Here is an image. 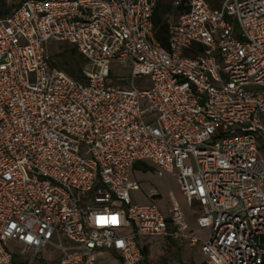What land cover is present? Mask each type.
Instances as JSON below:
<instances>
[{
	"label": "built area",
	"instance_id": "1",
	"mask_svg": "<svg viewBox=\"0 0 264 264\" xmlns=\"http://www.w3.org/2000/svg\"><path fill=\"white\" fill-rule=\"evenodd\" d=\"M159 1L0 0V264H141L148 239L264 264V0H175L167 47ZM53 42L83 81L51 67ZM112 63L129 84L108 83ZM143 162L175 175L206 239L134 203Z\"/></svg>",
	"mask_w": 264,
	"mask_h": 264
},
{
	"label": "rangeland",
	"instance_id": "2",
	"mask_svg": "<svg viewBox=\"0 0 264 264\" xmlns=\"http://www.w3.org/2000/svg\"><path fill=\"white\" fill-rule=\"evenodd\" d=\"M174 2L175 0H161L160 16L165 23L171 22L175 16H173L171 11L163 15L164 5H172ZM206 2L212 8H220L223 0H206ZM236 31H240L238 24H236ZM72 48L74 46L68 43H51L48 47L51 56V67L62 71L67 70L68 72L77 71L83 64V58L74 52ZM93 68V66H89L90 70ZM110 69L109 84L121 85L130 83L131 68L128 65L112 63ZM138 86H140V81H138ZM142 104L144 106L145 101H142ZM143 165L149 167L148 170H145ZM132 181L139 185V190L132 192L134 203L139 205L154 204L158 206L166 217H170L173 212L179 211L192 223L197 219L198 214L188 205L174 174L156 167L151 162H143L136 164ZM197 209L198 207L195 206V210ZM202 234V237L206 239L207 232L202 230ZM11 247L15 248V245L11 244ZM146 249L147 258L142 264H198L203 258L201 249L197 248L192 250L185 248L184 252L179 254L168 239L155 240L152 245L146 246ZM16 253L20 257H26L19 250H16ZM58 257L59 254L55 249H44L39 256L38 263L44 264L47 261L49 264H54ZM97 262L98 264H122L119 258L108 254L98 256Z\"/></svg>",
	"mask_w": 264,
	"mask_h": 264
},
{
	"label": "trees",
	"instance_id": "3",
	"mask_svg": "<svg viewBox=\"0 0 264 264\" xmlns=\"http://www.w3.org/2000/svg\"><path fill=\"white\" fill-rule=\"evenodd\" d=\"M172 6H173V4L172 5H164V9H163L162 14L165 15V14L169 13L170 11L172 12ZM160 7H161V0L158 3V6H157V9L155 12V16H154L155 36H156L157 40L162 44V46L167 47V45H168V30H169L170 23L176 19L179 12L173 13V16H175L173 18V20L171 22L165 23L162 21V18L160 16V14H161ZM72 49L74 50V52L78 53V51L75 47ZM78 55L81 56L79 53H78ZM82 63L83 64L77 69V71L68 72L66 70L65 72H67L70 76H72L78 80L83 81L85 79L83 71H84V68L87 66V62L85 61L84 58L82 59ZM143 167L145 168V170H148V168H149L146 165H143ZM143 252H144V261L142 263H144L146 258H147L146 246H144Z\"/></svg>",
	"mask_w": 264,
	"mask_h": 264
},
{
	"label": "crops",
	"instance_id": "4",
	"mask_svg": "<svg viewBox=\"0 0 264 264\" xmlns=\"http://www.w3.org/2000/svg\"><path fill=\"white\" fill-rule=\"evenodd\" d=\"M134 170H135V168H134ZM133 172H134V171H133ZM185 218H186L187 223H188V225H189V230H190V232H192L193 235H195L196 237H199V238H201V239H205L204 237H202V236H203V234H202V230L199 229L198 226H197V219L195 220L194 223H192V222H190V221L187 219V217H185ZM201 234H202V235H201ZM206 236H207V234H206ZM155 240H158V239H148V240H144V241H143V245H144V246H150V245H152V244L154 243ZM162 240H165V239H162ZM168 240H169V241L172 243V245L177 249V251H178L179 254H182V252H184L185 248H187V249H189V250L196 249V248H197V249H201V245H197V246H195V247H191L189 244H187L186 242H183V241H174V240H170V239H168ZM202 256H203V258H202L201 262L198 263V264H202V263L205 262V257H204V255H203V253H202Z\"/></svg>",
	"mask_w": 264,
	"mask_h": 264
}]
</instances>
